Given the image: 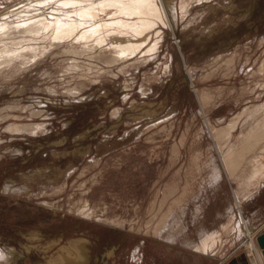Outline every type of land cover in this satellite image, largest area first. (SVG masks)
<instances>
[{"label":"rangeland","instance_id":"rangeland-1","mask_svg":"<svg viewBox=\"0 0 264 264\" xmlns=\"http://www.w3.org/2000/svg\"><path fill=\"white\" fill-rule=\"evenodd\" d=\"M56 1L0 0V264H71L72 245L84 264L252 258L239 226L264 212V0H152L154 26ZM38 16L48 29H19Z\"/></svg>","mask_w":264,"mask_h":264},{"label":"bare ground","instance_id":"bare-ground-1","mask_svg":"<svg viewBox=\"0 0 264 264\" xmlns=\"http://www.w3.org/2000/svg\"><path fill=\"white\" fill-rule=\"evenodd\" d=\"M56 1V0H55ZM58 1H60V0H58ZM62 1V0H61ZM120 1L121 0H104L103 1V3H110V4H116L117 6H118V8L122 11V12H124V13H130V14H136V15H138L139 16V18H141V19H145L146 20V22H147V24L148 25H151L152 23H153V19L155 18V17H160L161 16V9L158 7V3L157 2H154V1H152V0H147V1H149V3H148V5L146 6H144V4L143 3H145V2H139V1H136V0H133V5H132V3H130L129 2V0H126V1H128L132 6L131 7H128L127 5V7L125 6H123L122 7V5L120 4ZM132 1V0H131ZM146 1V0H145ZM37 2V1H36ZM46 2V1H45ZM57 2V1H56ZM82 2L83 1H81V0H64V1H62L61 3L63 4V5H66V6H71V7H75L76 9L78 8V16L79 17H82V19H87V18H90L91 17V14L93 13L92 11H91V9H89L88 7L86 8V6H82ZM127 2V3H128ZM60 3V4H61ZM157 3V4H156ZM182 4V3H181ZM63 5H60V6H63ZM160 5V4H159ZM77 6V7H76ZM25 7V6H24ZM53 8V7H52ZM57 8V7H56ZM55 8V9H56ZM62 8V7H61ZM74 8V9H75ZM168 8V7H167ZM22 9V8H21ZM72 9V8H71ZM73 9V10H74ZM112 9V8H111ZM26 10H27V8H26ZM64 10L66 11V9L64 8ZM70 9H68V11H69ZM23 11V10H22ZM57 11V10H56ZM60 11V10H59ZM58 11V12H59ZM71 11V10H70ZM119 11V10H118ZM73 12V11H72ZM68 13V12H67ZM110 13V12H109ZM36 14V13H35ZM43 14V13H42ZM42 14H39V15H42ZM76 14V13H75ZM122 14V13H121ZM162 15H163V13H162ZM53 16V15H52ZM65 16V15H64ZM166 16V15H165ZM164 16V17H165ZM32 17V16H31ZM57 17V16H56ZM65 17H67V16H65ZM69 17V16H68ZM162 17V16H161ZM2 18V17H1ZM57 18H59V17H57ZM57 18H55L56 20H58ZM64 18V17H63ZM130 18V17H129ZM157 18H155V19H157ZM20 19V18H19ZM22 19H24V17H22ZM21 19V20H22ZM60 19V18H59ZM116 19H118V18H116ZM138 19V18H137ZM141 19H140V22H141ZM159 19H161V18H158V20ZM165 19V18H164ZM115 20V19H114ZM125 20V19H124ZM124 20H122V21H124ZM127 20V19H126ZM130 19H128V21H129ZM135 20V19H134ZM133 20V21H134ZM144 20V21H145ZM162 20V19H161ZM95 21V20H94ZM113 21V20H112ZM117 21H119V20H117ZM121 21V20H120ZM139 21V20H138ZM156 21V20H155ZM166 21V20H165ZM3 22V21H2ZM69 22V21H68ZM68 22H67V24H68ZM79 22V21H78ZM84 22V21H83ZM83 22H81V23H83ZM99 22V21H98ZM114 22V21H113ZM116 22V21H115ZM127 22V21H126ZM52 23V21H51V19L50 20H47L45 17H43V16H38V17H34V18H27L26 20H24L23 22H22V24H21V26L19 27V29L21 28V30H24V31H27V32H34V33H38V32H40V31H44V30H46V29H48V27H49V25ZM123 23V22H122ZM125 23V22H124ZM130 23H132V22H130ZM142 23V22H141ZM141 23H139V24H141ZM7 24V23H6ZM70 25H69V27L71 28L72 26V30H73V28H74V24H75V21H71V23H69ZM87 24V23H86ZM126 24V23H125ZM133 24V23H132ZM156 24V23H155ZM15 25V24H14ZM14 25H11L12 27L14 26ZM56 25H57V30H67V29H65L66 27H67V25L66 24H63L60 20H58V21H56ZM131 25V24H130ZM134 25H135V22H134ZM142 25V24H141ZM144 25V24H143ZM142 25V27H144ZM1 26V25H0ZM53 26V25H52ZM92 26V25H91ZM128 26V25H127ZM132 26V25H131ZM131 26H129V28L131 27ZM152 26H154L153 24H152ZM156 26V25H155ZM2 27V26H1ZM1 27H0V29H1ZM68 27V29H70ZM94 26H92L91 28H93ZM114 27V26H113ZM121 27H123V26H121ZM133 27V26H132ZM137 27V26H136ZM135 27V28H136ZM148 27V26H147ZM146 27V28H147ZM76 28V27H75ZM74 28V29H75ZM78 28V27H77ZM124 28H125V25H124ZM139 28V27H138ZM140 28H141V26H140ZM149 28V27H148ZM10 29V28H9ZM12 29V28H11ZM16 29V28H15ZM50 29H52L51 27H50ZM49 29V31H53V30H50ZM56 29V28H55ZM88 29V28H87ZM86 29V30H87ZM142 29H144V28H142ZM142 29H137V30H134V29H132V30H134L135 32H133V33H136V34H141V32H142ZM64 30H63V32H64ZM99 30H100V28H99ZM98 29H97V31H99ZM129 30V29H128ZM150 30V28L148 29V31ZM1 32H0V35H2V34H4V33H7L6 31L7 30H0ZM74 31V30H73ZM80 31H82V33H83V29L82 30H80ZM11 32V31H10ZM61 32V31H60ZM62 32V33H63ZM86 32H88V31H86ZM91 32H93V29L91 30ZM121 32V31H120ZM146 32H147V30H146ZM15 33V32H14ZM25 33V32H24ZM34 33H31V34H34ZM47 33V32H46ZM54 33V32H53ZM58 33V32H57ZM62 33H59V35L61 34V35H63ZM95 33H97V32H95ZM95 33H92V34H95ZM145 33V32H144ZM13 34V33H12ZM42 34V33H41ZM48 34V33H47ZM84 34V33H83ZM87 34V33H86ZM88 34H89V32H88ZM87 34V35H88ZM91 34V35H92ZM8 35V34H7ZM44 35H46V34H44ZM53 35V34H52ZM145 35V34H144ZM144 35H140V37H144ZM42 36V35H41ZM66 36V35H65ZM64 36V37H65ZM70 36H71V33H70ZM81 36V35H80ZM83 36V35H82ZM84 36H85V34H84ZM93 36V35H92ZM91 36V37H92ZM148 36H150V34L148 35ZM147 35H146V37H148ZM5 37V36H4ZM11 37V36H10ZM75 37V36H74ZM79 37V36H78ZM87 37H89V36H87ZM90 37V38H91ZM146 37H144V39L146 38ZM9 38V37H8ZM19 38V37H18ZM21 38V37H20ZM27 38V37H26ZM59 38V37H58ZM77 38V37H76ZM76 38H74L75 40H76ZM82 38V37H81ZM149 38V37H148ZM62 39V38H61ZM83 39V38H82ZM87 39H89V38H87ZM135 39H137V38H135ZM142 39V38H141ZM132 40H133V42H134V38H132ZM12 41V40H11ZM143 41V40H142ZM146 41V40H145ZM2 42H4V41H2ZM28 42V41H27ZM8 43V42H7ZM9 43H10V41H9ZM24 43V42H23ZM134 44V43H133ZM132 44V47H129V48H126V47H124L121 51H120V53H118V55H126V54H129V53H132L133 52V50H132V48L134 47H138V44L137 43H135L137 46H135V45H133ZM30 46V45H29ZM111 47H113V46H111ZM3 48V47H2ZM5 48V47H4ZM120 48V47H119ZM139 48V47H138ZM37 48H35V50H36ZM137 49H135L134 50V53H135V51H136ZM29 51V50H28ZM2 52H4V53H7V54H5V57L6 56H8V54H9V51H8V49H5L4 51H2ZM23 53H25V52H23ZM76 53V52H75ZM79 53V52H78ZM21 54V53H20ZM130 56V55H129ZM128 56V57H129ZM117 57V56H116ZM5 63V62H4ZM2 65V64H1ZM8 66V65H7ZM6 66V67H7ZM0 68H2V67H0ZM258 110H260L261 111V109H259L258 108ZM264 112V111H263ZM255 113V112H254ZM256 119V118H255ZM262 119V118H261ZM262 120H264V118L262 119ZM260 122V121H259ZM260 124V123H259ZM16 124H14V126H15ZM19 125V124H18ZM17 125V126H18ZM19 127H21V126H19ZM28 127V126H27ZM14 128V127H13ZM223 128V127H222ZM25 129V128H24ZM23 129V130H24ZM32 129V128H31ZM252 129V128H251ZM26 130V129H25ZM211 132V131H210ZM230 133V132H229ZM228 133V134H229ZM220 136H225V135H221L220 134ZM227 136V135H226ZM245 137H246V135H245ZM262 138V137H264V122L261 124V125H259L258 126V128H256V130L254 131V133L252 134V139H251V142H253V141H255L256 139H258V138ZM244 145V144H243ZM241 148H243L242 146H241ZM241 148L240 149H237V150H240L241 151ZM244 149V148H243ZM234 152H235V150H234ZM244 153H246V152H244ZM238 154V153H237ZM241 156V155H240ZM239 156V157H240ZM222 157V156H221ZM244 157V156H243ZM243 157H240V159H242ZM252 159V158H251ZM254 159V158H253ZM233 160V159H232ZM232 160H225L226 161V164L228 165V167L230 168V170H233L234 168H235V165H234V163H236L235 162V159L232 161ZM247 160V159H246ZM241 162H242V160H240ZM239 161V162H240ZM255 162H257V161H255ZM248 163H249V161H248ZM245 165H247V164H245ZM256 165V164H255ZM259 165V164H258ZM257 166V165H256ZM239 168V167H238ZM251 168H253V167H251ZM257 168V167H256ZM255 168V169H256ZM226 169V168H225ZM252 170V169H251ZM261 170V169H260ZM263 170V169H262ZM262 170H261V172H262ZM253 172H255L254 171V169H253ZM252 172V173H253ZM261 172H259V173H261ZM251 173V172H250ZM250 173H249V175H250ZM251 173V174H252ZM230 174V173H229ZM252 175H254V174H252ZM256 175H258V174H256ZM261 175V174H260ZM252 177V176H251ZM255 177V176H254ZM253 177V178H254ZM247 178H249L250 179V176L248 177L247 176ZM253 178H251V179H253ZM256 180V179H255ZM244 181H246V180H244ZM253 181H254V179H253ZM252 181V182H253ZM251 181L249 180V182L248 183H250ZM246 183V182H245ZM244 221V220H243ZM241 222V221H240ZM160 223V222H159ZM158 223V224H159ZM118 224H120L119 222H118ZM157 224V225H158ZM160 225V224H159ZM230 225V224H229ZM240 228H241V230H242V232L245 234V237H246V239L250 242V244L253 246V248H256L255 250H256V253H257V256H258V258H259V262L260 263H263L262 261H264V259H263V257H262V254H261V251L258 249V247H257V245H256V242L255 241H253V239H254V231H253V227H252V225L251 224H249V223H247L246 221H244L243 223H242V225L241 226H239ZM223 228V227H222ZM219 233V232H218ZM212 235V234H211ZM169 236H170V234H169ZM209 236V235H208ZM171 237V236H170ZM204 237V236H203ZM210 237V236H209ZM172 238V237H171ZM176 238H174L173 240H175ZM189 239V238H188ZM207 240H208V238H207ZM186 241V240H185ZM193 241H191V243H192ZM202 242V241H201ZM204 242V241H203ZM206 242H208V241H206ZM253 242H255V244L253 243ZM35 243V242H34ZM210 243V242H209ZM190 245V244H189ZM194 244H192V246H193ZM196 245V244H195ZM194 245V246H195ZM254 245H255V247H254ZM71 246V245H70ZM69 246V248H71ZM198 247H199V245H197ZM209 246V245H208ZM72 247H74L73 249H75L76 250V254H75V257H74V260H72V262H71V264H84V262H83V260H84V258H85V253H84V250L81 248V247H75V246H73L72 245ZM197 247V248H198ZM210 247V246H209ZM213 247V246H212ZM196 248V247H195ZM211 248V247H210ZM72 249V248H71ZM194 249V248H193ZM75 250H74V252H75ZM206 250V249H205ZM258 250V251H257ZM66 251H68V249H66ZM70 252V251H69ZM64 253V252H63ZM207 254V253H206ZM4 255H3V253L0 251V259L3 257ZM55 257V256H54ZM58 261V260H57ZM60 261V260H59ZM58 264V263H57ZM60 264V263H59Z\"/></svg>","mask_w":264,"mask_h":264},{"label":"crops","instance_id":"crops-1","mask_svg":"<svg viewBox=\"0 0 264 264\" xmlns=\"http://www.w3.org/2000/svg\"><path fill=\"white\" fill-rule=\"evenodd\" d=\"M228 213L233 214V216L235 215L234 212H228ZM247 215L248 217L246 219V222L252 225L254 231V237H255L259 232L264 230V212H247ZM251 247H252V255H253L252 258L251 257L249 258V256L246 253L240 252L235 254V256L232 258L229 264H252L253 260L257 261V264H259V258L255 250L256 248H253V246Z\"/></svg>","mask_w":264,"mask_h":264},{"label":"water","instance_id":"water-1","mask_svg":"<svg viewBox=\"0 0 264 264\" xmlns=\"http://www.w3.org/2000/svg\"><path fill=\"white\" fill-rule=\"evenodd\" d=\"M255 242L264 259V230L255 236Z\"/></svg>","mask_w":264,"mask_h":264},{"label":"built area","instance_id":"built-area-1","mask_svg":"<svg viewBox=\"0 0 264 264\" xmlns=\"http://www.w3.org/2000/svg\"><path fill=\"white\" fill-rule=\"evenodd\" d=\"M262 262H263V263H260V262H259V264H264V261H262Z\"/></svg>","mask_w":264,"mask_h":264}]
</instances>
